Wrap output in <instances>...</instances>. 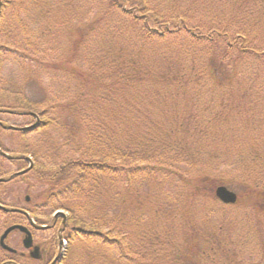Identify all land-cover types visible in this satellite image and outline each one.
<instances>
[{"label": "trees", "instance_id": "obj_1", "mask_svg": "<svg viewBox=\"0 0 264 264\" xmlns=\"http://www.w3.org/2000/svg\"><path fill=\"white\" fill-rule=\"evenodd\" d=\"M12 1L3 0L0 9V29L3 28L2 35L7 37L12 36L10 30L14 24L12 21L7 22L4 12ZM32 1L39 11L37 19L43 16L49 18L51 1ZM32 1L30 0L31 3ZM60 1L62 3L68 1L69 4V0ZM24 2L28 4L26 0H18L19 5L17 4V11L13 16L14 22L23 32L25 29L21 24L20 19H23L20 14L26 10ZM253 2L258 13L253 25L263 24L264 27V0ZM57 5L59 4L56 3ZM61 8L58 10L61 11ZM86 9L90 14V7ZM75 10V6L71 5L62 11L73 15ZM113 13L118 18V24L122 25L123 22L120 21L126 20L122 25L125 31L109 24L108 19ZM163 13L165 12L160 11V7L154 4L153 0H106L103 7H98L91 15V20L85 19L83 37L90 43L93 41V33L97 32L100 35V42L96 44L97 49H94L93 57L96 53L99 55L96 60H90L91 68L88 67L80 75L76 74V79L73 78L72 85L65 89L69 94L64 98L65 101L64 99L57 101V96L48 91L39 101L20 93H16L13 98L6 97L4 94L7 88L21 90L26 79L28 81L29 74L32 75L35 71L29 70V67L23 64L22 69L26 68L28 73L19 86L18 82L17 85L14 84L13 78L8 81V77L5 79L6 76L0 74V97H3L0 100L12 103L0 104V109L36 113L40 117L37 127L30 132H19L20 136L37 133L39 136L44 135L51 144V150H45L44 146L39 144L37 148L31 149V145L27 143L19 150L20 153H14L20 158L12 160L0 155L2 162L17 163L16 171L27 166L25 157L29 156L28 154L34 162L32 169L26 174L0 183V187L18 179L25 181L26 192L30 197L26 203L28 208L16 206L27 209L35 219L37 211L61 209L66 213L63 237L67 242L65 250L68 253L67 257H62L61 262L71 260L74 250L82 246L87 257L85 264H199L197 261L204 264H235L233 256L223 259L221 253H218L226 249L224 242L232 239L231 234L224 236L215 234L216 223L212 222L209 215L202 221L192 215L196 213L192 206L198 201L196 198L203 194L202 190L210 186L213 188L219 185V182H210L206 176L196 181L188 179L189 181L184 182H189L191 188L194 187V192L188 188L181 193L182 197L175 200L163 192L162 197L157 194L148 197L145 190L148 186L146 181L148 179L150 182L157 181L158 176L154 177V170L164 168L159 165L148 168L149 163L146 162L156 158L169 160L170 163L190 161L189 157L193 154L194 147L201 143L200 139H211L209 132L212 128L214 129L218 122L228 120L231 114L216 115L210 111L208 116L202 118L204 121L209 118L203 124L188 108L180 110L157 107L167 103L166 100L160 101L161 93L176 91L178 97L183 96L187 84L196 85L200 82L197 80L201 78L207 83L220 84L221 80H216L215 70L219 72L224 70L228 73L229 68L230 73L226 77V81L229 82L231 78L237 77L235 70L237 66L228 62L230 57H240L249 53L255 57L260 54L263 58L264 49L261 53L252 48L248 50L245 35L228 33L229 26L222 28L223 30L214 28L200 30V33L186 30L195 42L205 43L208 47L209 56L205 55L206 61L203 69H199L200 74L197 73L198 68L194 59L189 63L190 68L183 67L187 69V74L182 68L174 73L171 61L165 65L157 64L155 68L154 64L153 66L147 64L144 45L140 48L133 42L128 47L120 45L119 42L123 38H125L123 41L127 42L126 38L131 34L138 39L136 36L139 32L138 24L142 28V42L161 39L164 35H174L185 30V17H177L176 23H173L174 18H167ZM59 20L65 21V17H59ZM230 20H233V16L228 21ZM179 21L181 24L177 26ZM215 38H218V44L214 46ZM106 39H110V44L100 45ZM27 44L30 45V41ZM12 46L18 52L21 51L19 53L21 56L27 57V48L23 47L26 45L17 40L11 44H0V52H14ZM86 54L92 53L86 51ZM69 57L62 61L63 71H69L73 77L76 67L69 65L72 58ZM37 62L47 68V64ZM51 64L58 66L56 63ZM260 67L264 73V59ZM254 72L251 74L252 80L261 77L260 72ZM92 73L95 75L94 81ZM261 75L264 77V74ZM176 80L183 81L176 86L179 89L175 87ZM162 83H167L170 87L167 89L157 87L155 91L150 86ZM42 88L44 87L40 86L39 89ZM150 88L152 90H149ZM202 88L206 86L202 84ZM203 91L209 92V89ZM196 92H199L198 88ZM187 100V97L184 98V101ZM164 113H171V116L166 114L167 118H162ZM259 115L258 121H264V109ZM246 123L252 125V129H256L249 118L246 119ZM0 129L4 130L1 127ZM247 134L255 135V132L249 129ZM246 143L248 146L251 145L249 142ZM0 147L2 148L1 144ZM165 168L168 169V172L166 170L164 173L165 178L169 173L176 172L172 168ZM1 176H4L3 172H0ZM255 186L246 191L250 194L247 200L252 204L251 208L262 218L264 184L257 183ZM214 199L219 201L215 196ZM13 200L17 201V198ZM0 216L22 219L20 214L11 212L0 211ZM163 217H167L168 221L163 220ZM234 217L229 221L224 219L225 229L234 227L238 219L236 215ZM16 222L20 221L12 219L9 221L4 218L0 224L5 228ZM259 223L263 225L260 221ZM216 225L219 228L223 226L221 223ZM243 242L239 240L236 245L243 247ZM260 245L263 254L258 256L253 250L248 264H264V246ZM228 249H232V246H227ZM22 259L26 257H20L17 253L8 252L0 247V264H6L8 261L18 262ZM247 260L248 258H242L239 264H245Z\"/></svg>", "mask_w": 264, "mask_h": 264}, {"label": "rangeland", "instance_id": "obj_2", "mask_svg": "<svg viewBox=\"0 0 264 264\" xmlns=\"http://www.w3.org/2000/svg\"><path fill=\"white\" fill-rule=\"evenodd\" d=\"M50 1V6L47 2L51 12L49 18L43 16L40 19H37L39 18V11L38 8L36 9V4H34L33 1L31 3L30 0H26L28 4L25 2L23 3L26 5V10L21 12L20 17L23 20L20 19V21L24 26V32L20 31V28H18L19 26L16 25L13 19L17 11L18 0H13L4 12L7 22L12 21L14 26L11 25L12 30H10V33H12V36L9 37L2 35L3 28L0 29V44H11L17 40L19 43L26 45L23 47L25 49L27 48V57L21 56L19 54L21 51L18 52L13 46L14 52L1 51L0 74L5 75V79L8 77V81L13 78L14 84L17 85L18 82L19 86L20 84L22 85L28 73L25 67V70L22 69L23 64L27 65L29 70L32 69L35 71L34 74H29L28 81L26 79L21 90L13 87L7 88L4 94L6 97L13 98L16 96V93H20L32 100L39 101L42 97L47 95L48 91L53 92L54 95L57 96V101H61V99L63 100L69 96L65 89L72 85L73 78L75 77L76 79V74L80 75L83 73L82 71H85L88 67L91 68L92 65L90 60H96L99 55V53H96L95 57H93V51L97 49L96 44L100 42V35L97 32H95V34L93 33V41L89 43L85 41L83 37V28L85 19L91 20V15L95 13L98 7H103L106 0H69V4L76 8L73 15L62 11L63 9L67 10L71 7L68 1L66 3H62L60 0ZM253 1L254 0H153L154 4L160 7V11L162 10L165 12L163 15L166 14L167 18H174L173 23H176L177 17H185V30L174 35H164L161 39L155 38L142 42V28L141 25L138 24L139 32L136 36L139 40L135 35L131 34L126 38L127 42H124L123 40H125V38H123L119 43L122 46L129 47V44L134 42L138 44L140 48L144 45L146 47L145 55L148 65L153 66L154 64L156 68L157 64L165 65L171 61L174 73L182 68L184 73L187 74V69L190 68L189 63H191V59H194V62L197 64L196 67L198 68L196 69L197 73L200 74V70L203 69L206 61L205 55L207 57L209 56L208 47H206L207 44L205 43L195 42L190 35L186 33V30L200 33V30L206 31L212 28L223 30L222 28H227V26H229L228 33H242L245 35L246 46L249 48L248 50L252 48L256 52H262L264 49V27L263 24L253 25L254 20L258 18V13H256L257 8L253 6ZM56 3L59 5L56 6ZM60 7H62L61 11L58 10ZM89 7L91 9L90 14L86 9ZM232 16L233 20L228 21ZM59 17H65V21L59 20ZM108 20L109 24L112 26H117L121 31L124 30L122 25L126 20L120 21L123 22L122 25L118 24V18L115 13H113ZM228 22H230V24H228ZM179 24H181V21L177 23V26ZM173 26L175 25L173 24ZM174 29L177 30V27ZM113 35H115V33H113ZM105 37L107 38V35ZM109 40L110 39H106L100 45L110 44ZM29 41L30 45L27 44ZM213 44L214 46L218 44V38H215ZM28 45L30 48L27 47ZM72 48L73 50H71ZM86 51L92 54H86ZM69 56L72 57L69 61V65L76 67L73 77H71L72 74H70L69 71H63L64 64L62 61L70 58ZM256 58H258V60H256ZM263 59L264 56L262 58L260 54H257V57L249 53L240 57L232 56L228 59V62L237 66L235 69L237 71L236 79L231 78L229 82L226 81V77L230 73L229 68L228 73L224 70V72L215 70L216 80H221L220 84L207 83L201 78V80H197L200 82L196 83V85L187 84V89L183 96L178 97L176 91L161 93L159 96L160 101L166 100L167 103H162L157 105V107L160 109H162V107L169 109L178 108L180 110L182 108H188L193 111L195 118H198L201 123H205L207 119L209 120V118H206L204 121L202 118L208 116L210 111L216 115L231 114L228 120L218 122V124L214 126V129L212 128L211 132H209L210 136H212L211 139H200V142L203 143L197 144L194 147L193 154L189 157L190 161H175L174 163H170L169 160L156 158L151 162H146L149 163L147 165L148 168L156 167L157 165L164 168L163 170L161 168L157 169V171L154 170V177L158 176L157 181L150 182L149 179L146 181L148 186L145 190L148 192V197H152V194H157L162 197L161 192H163L169 194L174 200L178 199L182 197L181 193L192 187L189 182H184V180L191 179L192 181H196L198 178H203V176L208 177L210 182L217 181L219 185H225L229 190L237 194V203L224 206L214 199L216 186L213 188L210 186L202 190L203 194H201L200 198H196L198 201L192 206L193 211L196 212L192 215L197 220L202 221V219H205L206 215H209L213 223H221L223 225L219 228L218 225L214 224V228L217 229L215 234H219V236L221 234L223 236L225 234H231L232 239L224 242L226 249L221 252L217 251L221 253L223 259L224 257L233 256L235 264L241 263L242 258H248L245 263L248 264L250 260L249 256L253 250L256 251L255 253L258 256L263 254V250L259 244H263L264 246V217L260 218L259 213L251 208L252 204H249L247 200V198H250V194L246 192L248 189H251V187L257 185V183L264 184V121H258L260 118L259 113L264 109V77L261 75L264 73L262 67H260ZM37 61L47 64V68L40 66ZM153 61L155 63H153ZM51 63H56L58 66ZM177 63L179 64L177 65ZM94 68L95 67H93V70ZM256 71L260 72L261 77L252 80L251 74H253V72L256 73ZM91 77L94 81V73L91 74ZM236 80L241 81L236 82ZM182 82L176 80L175 87ZM201 83L204 84L206 88H202ZM40 86L44 88L41 90L39 89ZM150 86L153 87L155 91L157 87L164 89L170 87L167 83H162L158 86ZM196 88L199 89V92H196ZM205 89H209V92H204L203 90ZM149 90L152 89L150 88ZM148 95H150V92ZM139 96L145 97L147 95ZM186 97L188 100L184 101ZM63 101H65V99ZM134 102H136V100H134ZM0 104L12 103H5L4 100H0ZM236 107H238V109H235ZM236 111H240V113H236ZM18 112H22V114L0 113V120L6 124L16 126L32 124L35 121L34 116H32L30 112L21 110ZM166 114L171 116V113H164L161 117L167 118ZM247 118L256 126V129H252V125L246 123ZM249 129L253 130L255 135H248L247 132ZM246 142L251 143V145L248 146ZM27 143L31 145V149L37 148V144H39L41 146L43 145L45 150H51V144L44 138V135L39 136L36 133L21 137L19 132L0 129V144L5 151L13 154L20 153L19 150H22L24 148L23 146ZM28 155L30 156V154ZM40 156L42 157V155ZM165 167L172 168L176 172L169 173L165 178L164 173L166 170L168 172V169ZM16 169H18L17 163L2 162L0 160V172H3L4 176L16 171ZM5 173L7 174L5 175ZM180 176L182 177L180 178ZM25 186V181H21L20 179L10 181L5 186H1L0 202L10 204V206L20 205L28 208L24 202V197L27 194V187ZM193 190L195 191L194 187L191 188L192 192H194ZM13 198H17V201L13 200ZM54 211L53 209H48L46 212L37 211L38 221L41 223L49 221ZM234 215L238 217V223L235 219L236 223L234 227L225 229L226 225L224 224V219L229 221ZM0 217V221L6 218L9 219V221L12 219V221L18 220L23 222V219L17 217ZM169 219L171 220V218ZM163 220H166V222L168 221L167 217H163ZM259 221L263 225H260ZM3 230L4 227L2 228L0 224V234ZM34 234L35 240L41 242L42 239L54 236L55 230H35ZM20 237L18 231H15L9 235L7 243L15 247L18 252H25L21 246ZM239 240L244 241L243 247L236 245ZM63 243L64 245L61 253H63L64 257H67L68 251L66 252L65 250L67 242L64 241ZM213 245H215V243ZM227 246H232V249L227 250ZM86 259L84 247L79 246L74 250L71 260H62L60 264H85L84 261H86ZM18 262L20 264H41L38 261L30 259L27 253L26 259L19 260ZM197 262L199 264H204V262L201 261Z\"/></svg>", "mask_w": 264, "mask_h": 264}, {"label": "water", "instance_id": "obj_3", "mask_svg": "<svg viewBox=\"0 0 264 264\" xmlns=\"http://www.w3.org/2000/svg\"><path fill=\"white\" fill-rule=\"evenodd\" d=\"M37 120L32 124V125H29V126H24V127H16V126H13V125H8V126H5V128L7 129H20V130H23V131H26V130H32L36 127V125L38 124V117H36ZM0 153L5 156L6 158H11L12 156L6 152H3L0 150ZM32 167V162H30V166L20 172H17L15 173L14 175H20V174H23L25 172H27L30 168ZM13 175V176H14ZM7 179L5 178H0V182H4L6 181ZM215 195L218 197L219 200H221L222 202L224 203H234L236 201V194L229 190L228 188H226L225 186L223 185H220L218 187H216L215 189ZM28 198V197H27ZM0 210L4 211V212H8V211H15V209H12V208H8L2 204H0ZM26 214V213H25ZM30 224L35 227V228H45L44 226H39V225H36L32 219H30ZM14 229H18L22 232L25 233V236L22 240V243H23V246L25 248H30L32 246V236H31V233L30 231L23 225H20V224H14V225H11L9 226L8 228H6L4 230V232L1 234L0 236V246L8 251H14V249L12 247H10L9 245H7L5 243V238L7 237V235L9 234V232H11L12 230ZM60 239H61V236H60ZM61 242V240H60ZM30 256L32 258H39V248L37 246H35L31 251H30Z\"/></svg>", "mask_w": 264, "mask_h": 264}, {"label": "flooded vegetation", "instance_id": "obj_4", "mask_svg": "<svg viewBox=\"0 0 264 264\" xmlns=\"http://www.w3.org/2000/svg\"><path fill=\"white\" fill-rule=\"evenodd\" d=\"M59 220L60 219L55 218L54 220L51 221L52 227L48 230H55V234L54 236L42 239L43 243L42 241L39 243H34L35 234H34L33 229L30 228V231L33 236V243L38 245L40 249V257L38 260L44 264H51L57 257L58 250H59L58 241H57V233L61 227Z\"/></svg>", "mask_w": 264, "mask_h": 264}]
</instances>
